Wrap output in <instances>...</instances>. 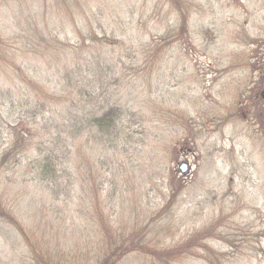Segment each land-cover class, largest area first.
Listing matches in <instances>:
<instances>
[{
	"label": "rangeland",
	"instance_id": "374dc122",
	"mask_svg": "<svg viewBox=\"0 0 264 264\" xmlns=\"http://www.w3.org/2000/svg\"><path fill=\"white\" fill-rule=\"evenodd\" d=\"M118 1L122 2L120 12L98 0L102 14L93 27L99 37L103 31L107 33L108 44L112 45L105 47L95 46L87 41L86 32L80 34L68 24L71 18L67 11L65 28L55 30L59 18L52 0H0V28L12 40L10 46L15 49L10 51L16 53V63L2 62L1 71L16 78L13 71L20 65L22 44L36 46V54L25 52L23 66L30 68L53 61L57 51L66 54L75 48H81L83 53L92 49L97 53L106 51L125 62H120V67L131 65L137 57L132 54L128 59L131 51H140L144 43L158 42L168 27L175 26L166 5L160 4L154 11L155 0ZM197 1L200 8L192 15L189 38L166 52V64L160 70L151 66L141 72L135 88L130 84L135 72L127 66L121 71L122 80L113 88V99L139 114L143 121L133 126L126 150L112 161L114 176L103 179L101 175L107 168L100 160L102 155L93 150L92 144L77 139L76 144L82 147L73 151L77 158L79 152V174L85 187L80 196H61L56 201L39 182L31 181L30 175L20 174L6 182L13 187L15 194L10 198L15 200L18 216L27 225L35 224L32 216L39 222L50 220L44 226L48 227L53 246L64 243L72 250L81 245L86 228L101 213L124 240L141 237L138 232L145 234L143 246L153 252L149 257L131 254L120 264H206L195 250L186 256H166L165 251L184 247L212 223L221 221L227 233L233 235L235 246L209 242L215 250L228 255V264H264V144L252 139L246 120L219 129L199 116L207 105L219 99L221 85L229 80L219 61L226 60L230 51L239 46L237 39L243 43L245 36L254 38L250 49L258 57L264 54V46L256 39V35L264 37V0ZM85 2L80 1L81 9ZM52 31L58 34L61 46L51 38L49 43H40L39 34L49 37ZM29 36L32 40L26 43ZM121 42L132 45L127 54L118 45ZM222 47L226 50L220 55ZM39 80L44 92L61 91L53 71L46 68ZM35 95L32 93V97ZM9 116L0 123V148L10 143L11 125H25L27 129L32 122L20 113ZM194 132L195 141L189 136ZM182 165L187 166L184 174ZM75 177L79 178L78 174ZM171 178L175 184L183 180L184 189L172 209L160 215ZM29 259L21 235L11 226L0 224V264H31Z\"/></svg>",
	"mask_w": 264,
	"mask_h": 264
},
{
	"label": "trees",
	"instance_id": "16d2710c",
	"mask_svg": "<svg viewBox=\"0 0 264 264\" xmlns=\"http://www.w3.org/2000/svg\"><path fill=\"white\" fill-rule=\"evenodd\" d=\"M52 1L56 3L53 9L59 18L55 30L65 28V15L69 13L71 22L68 24H72L80 34L86 32L87 41L95 46L112 45L108 44L107 33L102 32V23L99 24L102 37L97 35L93 27V23L98 22L102 14L98 0H86L82 9L81 0ZM155 1L154 11L160 4L166 5L175 26L168 27L167 33L160 36L158 42H147L142 44L140 51H131L127 55L128 59H131L132 54L137 56L131 65L122 64L120 67V62H125L114 59V55L106 51L97 53L92 49L83 53L81 48H75L66 54L57 51L52 57L53 61L47 60V64L30 68L23 66L27 60L25 52L28 50L36 54L37 49L35 45L33 49L27 44H22L24 47L21 50L25 51L19 56L20 65L13 71L16 78L1 71L0 65V123L6 120V116L9 118L10 114L12 116L15 113L32 119L27 129L25 125H11L13 129L9 132L10 143L0 148V224L11 226L21 235L31 264H120L131 254L146 257L153 254L148 247L143 246L145 234L138 232L141 237L136 235L135 238L124 240L101 213L86 228V238L81 245L72 250L64 243L53 246L52 238L48 237V227H45L50 224V220L39 222L32 216L31 220L35 224L30 222L27 225L22 216H18L15 200L10 198L15 194L13 187L5 184L10 178L16 179L20 174L22 177L30 175L31 181L39 182L56 197V201L61 196L70 197L72 194L85 192L79 174V152L77 158L73 151L82 147L76 144L77 139L85 144H92L93 150L102 155L100 160L107 168L104 175H101L103 179L115 175L116 170L110 167L112 161L126 150L133 126L143 121L139 114L113 99V88L119 86L122 80L121 71L127 66L130 71L135 72L134 80L130 83L135 88L141 72L150 70L151 66L158 70L166 64V52L189 38L192 15L200 8L197 0ZM104 3L120 12L122 2L104 0ZM39 36L40 43H49L51 38L56 45H62L58 34L55 35L53 31L49 37ZM256 36V39H260L259 45L263 47L264 37ZM31 40L29 36L25 42L30 43ZM241 40L237 39L236 44L239 46L230 51L226 60L219 61L225 66L223 73L229 76V80L221 85L219 99L207 105L199 116L202 121L216 124L219 129L246 120L252 139L264 144V54L258 57L250 49L255 44L254 38L245 36L243 43ZM10 41L12 40L5 30L0 28V64L4 61L16 63V53L10 51L15 48L10 46ZM118 45L124 47L122 52L125 54L132 48V45L123 42ZM215 50L218 51L216 47ZM225 50L222 47L220 55ZM46 68L53 71L61 84L60 92L43 91L46 89L41 86L39 79L43 78ZM32 93L36 95L32 97ZM189 136L196 140L195 132ZM77 162L78 168L74 169ZM182 181L175 184L172 178L169 180V195L160 215L167 214L178 201L184 189ZM44 236L50 241H46ZM210 240L223 242L229 247H234L236 242L233 235L227 233L221 225V221H217L194 239L191 238L184 247L172 252L165 251V254L170 256L179 253L186 256L195 250L196 256L206 264H228L231 259H227L226 253L215 250Z\"/></svg>",
	"mask_w": 264,
	"mask_h": 264
},
{
	"label": "water",
	"instance_id": "95a60500",
	"mask_svg": "<svg viewBox=\"0 0 264 264\" xmlns=\"http://www.w3.org/2000/svg\"><path fill=\"white\" fill-rule=\"evenodd\" d=\"M180 170H181V173H185L186 172V170H187V166L186 165H182L181 167H180Z\"/></svg>",
	"mask_w": 264,
	"mask_h": 264
}]
</instances>
